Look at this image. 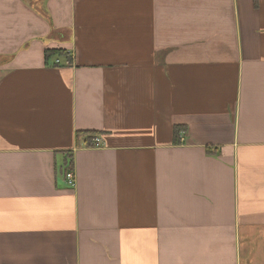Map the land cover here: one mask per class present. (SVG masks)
I'll return each mask as SVG.
<instances>
[{
  "label": "crops",
  "instance_id": "1",
  "mask_svg": "<svg viewBox=\"0 0 264 264\" xmlns=\"http://www.w3.org/2000/svg\"><path fill=\"white\" fill-rule=\"evenodd\" d=\"M0 264H264V0H0Z\"/></svg>",
  "mask_w": 264,
  "mask_h": 264
},
{
  "label": "built area",
  "instance_id": "2",
  "mask_svg": "<svg viewBox=\"0 0 264 264\" xmlns=\"http://www.w3.org/2000/svg\"><path fill=\"white\" fill-rule=\"evenodd\" d=\"M95 143L97 145L101 144V138L100 137H96L95 138ZM66 178H67V182L71 185V186H75L76 184V177H75V172L73 169L69 170L66 174Z\"/></svg>",
  "mask_w": 264,
  "mask_h": 264
},
{
  "label": "trees",
  "instance_id": "3",
  "mask_svg": "<svg viewBox=\"0 0 264 264\" xmlns=\"http://www.w3.org/2000/svg\"><path fill=\"white\" fill-rule=\"evenodd\" d=\"M57 54H65V50H58V49H48L46 51V58L49 59L51 58L53 55H57ZM180 133V128H178L176 131H175V142H178V135Z\"/></svg>",
  "mask_w": 264,
  "mask_h": 264
}]
</instances>
